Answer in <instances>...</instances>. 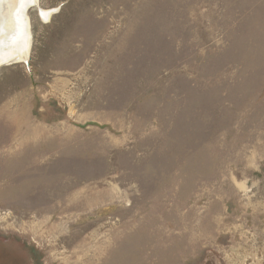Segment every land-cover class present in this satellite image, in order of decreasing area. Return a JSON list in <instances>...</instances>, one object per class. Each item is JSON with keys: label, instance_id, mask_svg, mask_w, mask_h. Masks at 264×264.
Wrapping results in <instances>:
<instances>
[{"label": "rangeland", "instance_id": "374dc122", "mask_svg": "<svg viewBox=\"0 0 264 264\" xmlns=\"http://www.w3.org/2000/svg\"><path fill=\"white\" fill-rule=\"evenodd\" d=\"M27 14L28 63L0 69V264H264V0Z\"/></svg>", "mask_w": 264, "mask_h": 264}, {"label": "bare ground", "instance_id": "6f19581e", "mask_svg": "<svg viewBox=\"0 0 264 264\" xmlns=\"http://www.w3.org/2000/svg\"><path fill=\"white\" fill-rule=\"evenodd\" d=\"M38 0H0V69L11 63H28L32 30L29 9ZM52 12H43L46 21Z\"/></svg>", "mask_w": 264, "mask_h": 264}, {"label": "water", "instance_id": "95a60500", "mask_svg": "<svg viewBox=\"0 0 264 264\" xmlns=\"http://www.w3.org/2000/svg\"><path fill=\"white\" fill-rule=\"evenodd\" d=\"M40 13H41V11H40Z\"/></svg>", "mask_w": 264, "mask_h": 264}]
</instances>
